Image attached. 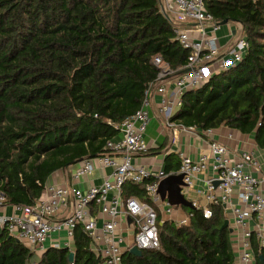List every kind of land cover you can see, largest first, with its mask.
<instances>
[{"label":"trees","instance_id":"obj_1","mask_svg":"<svg viewBox=\"0 0 264 264\" xmlns=\"http://www.w3.org/2000/svg\"><path fill=\"white\" fill-rule=\"evenodd\" d=\"M219 24L242 27L243 59L201 86L185 91L171 121L204 131L221 126L251 136L264 151V0H203ZM161 0H0V194L4 206H33L47 179L76 163L114 155L107 143L142 106L153 87L178 77L190 51L175 38V25ZM159 57L171 75L159 78ZM149 148L142 155L164 149ZM163 172L175 173L174 153ZM126 183L123 198L144 196L143 185ZM184 225L158 213L160 247L126 251L121 264H235L221 204L184 208ZM163 221L162 225L159 223ZM254 264H264V247L250 237ZM103 264L80 226L70 248H47L38 258L5 231L0 264Z\"/></svg>","mask_w":264,"mask_h":264},{"label":"built area","instance_id":"obj_2","mask_svg":"<svg viewBox=\"0 0 264 264\" xmlns=\"http://www.w3.org/2000/svg\"><path fill=\"white\" fill-rule=\"evenodd\" d=\"M161 7L169 20L177 17L181 22L195 23L193 28L174 27L173 30L180 46L190 51L184 67V71L189 69L188 72L183 71L178 77L168 80L173 83L174 92L171 96L164 95L160 102L159 113L166 124L173 127L171 118L181 106L182 94L201 86L215 73L234 67L243 59L248 45L240 35L235 46L225 51L216 37L220 25L206 12L203 0H165ZM238 30L242 33L241 25ZM154 64L162 70L159 78L172 74L159 57L154 59ZM157 91L164 93V86ZM148 107L147 97L141 108L117 127L119 138L107 143V148L114 155L78 163L72 174L74 181L90 175L94 163L100 168H109L111 173L100 185L90 186L85 191L72 185L45 186V198L41 197L35 205L10 206L13 210L11 215L0 213V233L5 231L36 256L47 249L45 242L55 233L63 232L64 236L52 241L50 247L70 248L74 229L80 226L103 264H121L122 255L133 246L140 250L159 249L158 213L170 220L175 209L180 207L161 201L158 185L168 175L182 174L185 186L181 193L193 208L202 209L204 218L211 217L206 215L211 213L210 205L223 206L231 239L234 237L235 240L234 263L254 264L250 244L252 233H255L260 246L264 247V175L257 159L250 152L229 150L221 143L210 141V134L204 131L206 151L196 159L179 153L177 172L165 174L162 169L152 171L138 165L133 162L134 156L142 155L150 148L144 140L150 120ZM181 128L183 131H194L192 128ZM144 181L142 198H123L124 184ZM192 191L203 195V206L190 200ZM4 202L5 198L0 194V210L5 207ZM189 217L186 214L175 223L184 225ZM153 229L157 233L158 246L142 247L138 237Z\"/></svg>","mask_w":264,"mask_h":264},{"label":"crops","instance_id":"obj_3","mask_svg":"<svg viewBox=\"0 0 264 264\" xmlns=\"http://www.w3.org/2000/svg\"><path fill=\"white\" fill-rule=\"evenodd\" d=\"M165 0H161L163 4ZM171 22L175 27H189L193 28L195 23H184L181 22L177 17H171ZM239 24L227 23L222 25L216 32V37L218 44L224 48L225 51L233 48L237 42V38L241 35L238 30ZM160 86H164V93H159L157 91L159 86H154L148 96V115L149 123L144 132V140L148 143L150 148L158 149L165 146L160 152H156L154 155H136L133 158V162L145 166L152 171H158L163 168V159L167 154L174 153L178 156L179 153L185 154L191 159H196L199 154L204 153L205 141L201 136H199L194 131L180 129V125L176 122L171 121L173 127L166 124L163 116L159 113L160 102L164 95L171 96L174 92V85L172 82L161 83ZM178 126V129L176 127ZM180 126V127H179ZM176 129V131H174ZM208 132V139L210 141L218 142L225 145L229 150L236 151H247L253 154L254 158L260 164L261 170L264 175V151L258 149L251 136L241 135L234 130L227 129L223 126L212 129ZM179 158V157H178ZM79 165H73L68 171H57L53 173L46 181V187L50 186H64L72 185L75 188L85 191L90 186H98L102 183L103 179L111 173L109 168H100L96 163L93 164L92 173L88 176L81 177L80 179L74 181L72 174ZM200 188V187H198ZM42 198H45V193L42 194ZM190 200H194L200 206L205 204V199L203 195H199L195 191L190 192ZM0 213L11 215L13 210L10 206H5ZM186 212L181 208H176L171 221H176L178 219L184 218ZM163 220H168L167 217L162 215ZM61 234V235H59ZM64 233H55L51 235V238L45 242V247L50 248L52 241H55L59 237H63ZM232 240V247L235 245L234 237Z\"/></svg>","mask_w":264,"mask_h":264},{"label":"water","instance_id":"obj_4","mask_svg":"<svg viewBox=\"0 0 264 264\" xmlns=\"http://www.w3.org/2000/svg\"><path fill=\"white\" fill-rule=\"evenodd\" d=\"M168 19V17L165 15ZM228 20H224L219 23L220 26L226 25ZM189 70V69H188ZM184 71L185 72H188ZM81 162V161H80ZM79 163V162H78ZM76 163V164H78ZM183 175L182 174H172L165 177L163 180L159 182L158 185V194L160 196L161 201H166L168 205L173 207H184V208H192V205L189 201L185 199V197L181 193L182 187L185 185L182 182ZM128 223L130 220L128 219ZM163 222H160L159 225H162ZM229 228V221L226 219L221 227V229ZM229 232L231 229L229 228ZM129 254L140 257L142 255V250L138 249L136 246L131 247L128 250ZM74 254L69 253L68 262L70 264L73 263Z\"/></svg>","mask_w":264,"mask_h":264},{"label":"clouds","instance_id":"obj_5","mask_svg":"<svg viewBox=\"0 0 264 264\" xmlns=\"http://www.w3.org/2000/svg\"><path fill=\"white\" fill-rule=\"evenodd\" d=\"M206 215H211V213H206ZM140 245L142 247H155L158 246L157 233L155 229L147 232L146 235H141L138 237ZM151 240V243H150Z\"/></svg>","mask_w":264,"mask_h":264},{"label":"rangeland","instance_id":"obj_6","mask_svg":"<svg viewBox=\"0 0 264 264\" xmlns=\"http://www.w3.org/2000/svg\"><path fill=\"white\" fill-rule=\"evenodd\" d=\"M241 36H242V33H241ZM36 258H38L37 256H36ZM37 260H33L32 262V264H35V262H36Z\"/></svg>","mask_w":264,"mask_h":264}]
</instances>
